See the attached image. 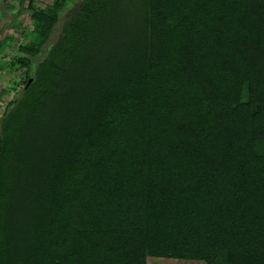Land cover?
<instances>
[{
  "label": "trees",
  "instance_id": "trees-1",
  "mask_svg": "<svg viewBox=\"0 0 264 264\" xmlns=\"http://www.w3.org/2000/svg\"><path fill=\"white\" fill-rule=\"evenodd\" d=\"M25 1L0 264H264V0Z\"/></svg>",
  "mask_w": 264,
  "mask_h": 264
},
{
  "label": "rangeland",
  "instance_id": "rangeland-1",
  "mask_svg": "<svg viewBox=\"0 0 264 264\" xmlns=\"http://www.w3.org/2000/svg\"><path fill=\"white\" fill-rule=\"evenodd\" d=\"M50 2L52 0H39L37 4L43 7ZM79 2L80 0H76L65 10L46 46H50L60 38L64 22L74 14V8ZM27 4L25 0H0V118L8 103L16 95V91L10 88L9 81L20 73L19 69L14 70L6 63L18 53L19 44L27 42L28 33L33 28L31 12ZM148 259L149 264H180L178 260L171 258L149 257Z\"/></svg>",
  "mask_w": 264,
  "mask_h": 264
}]
</instances>
